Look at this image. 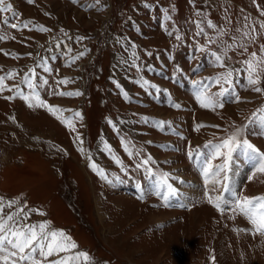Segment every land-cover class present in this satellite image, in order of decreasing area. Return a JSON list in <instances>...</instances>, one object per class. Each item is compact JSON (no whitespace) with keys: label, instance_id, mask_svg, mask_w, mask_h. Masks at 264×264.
Here are the masks:
<instances>
[{"label":"rangeland","instance_id":"rangeland-1","mask_svg":"<svg viewBox=\"0 0 264 264\" xmlns=\"http://www.w3.org/2000/svg\"><path fill=\"white\" fill-rule=\"evenodd\" d=\"M0 264H264V0H0Z\"/></svg>","mask_w":264,"mask_h":264},{"label":"crops","instance_id":"crops-1","mask_svg":"<svg viewBox=\"0 0 264 264\" xmlns=\"http://www.w3.org/2000/svg\"><path fill=\"white\" fill-rule=\"evenodd\" d=\"M84 207V206H83ZM83 207H81V210L83 209ZM88 218H91V216L90 215H88ZM91 220V219H90ZM90 223V222H89ZM91 224V223H90ZM92 225V224H91Z\"/></svg>","mask_w":264,"mask_h":264}]
</instances>
